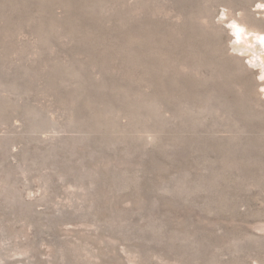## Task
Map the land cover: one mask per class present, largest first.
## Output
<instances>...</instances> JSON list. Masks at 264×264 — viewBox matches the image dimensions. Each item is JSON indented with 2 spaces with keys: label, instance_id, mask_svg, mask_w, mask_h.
Segmentation results:
<instances>
[{
  "label": "rangeland",
  "instance_id": "1",
  "mask_svg": "<svg viewBox=\"0 0 264 264\" xmlns=\"http://www.w3.org/2000/svg\"><path fill=\"white\" fill-rule=\"evenodd\" d=\"M0 264H264V0H0Z\"/></svg>",
  "mask_w": 264,
  "mask_h": 264
}]
</instances>
